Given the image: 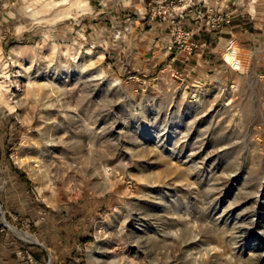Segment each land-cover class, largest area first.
Returning <instances> with one entry per match:
<instances>
[{"label":"rangeland","instance_id":"rangeland-1","mask_svg":"<svg viewBox=\"0 0 264 264\" xmlns=\"http://www.w3.org/2000/svg\"><path fill=\"white\" fill-rule=\"evenodd\" d=\"M100 1L0 0V264H264V36L187 81Z\"/></svg>","mask_w":264,"mask_h":264},{"label":"crops","instance_id":"crops-1","mask_svg":"<svg viewBox=\"0 0 264 264\" xmlns=\"http://www.w3.org/2000/svg\"><path fill=\"white\" fill-rule=\"evenodd\" d=\"M167 0H101L99 2L101 8L98 11L101 17L107 20L109 17L118 19L116 21V28L121 29L120 19L127 15H136L128 22L127 32L129 35H142V42L140 46L144 52L150 51L152 45L151 35L160 34V29L151 27V20L145 16L147 7L152 3H161ZM194 5L190 8H182L178 11L181 18L180 30L181 34L187 33L184 37L189 40L193 37V46H196L197 54L191 55V51L185 49L179 50L175 53V62L170 61L169 57L172 52L166 50V45L161 42H156L154 47L160 50V57L158 63L165 64L166 67L175 66L182 71L184 80H192V72L196 75L203 74V69L211 68L209 62H213L211 55L219 47L220 43H226L230 36L238 41L242 49L247 50L251 48L252 43H259L262 36H264V16L263 12H255L254 15L241 16V18L233 19L231 24L219 30L212 31L204 24L205 17L214 12L229 11V0H189ZM128 13V14H127ZM236 18V17H235ZM135 21H137L135 23ZM106 22L102 25V29H108ZM264 39V38H263ZM262 39V40H263ZM136 45V44H135ZM138 45V44H137ZM134 50V47L132 48ZM204 54V55H203ZM134 60V57H132ZM135 61V60H134ZM171 64V65H170Z\"/></svg>","mask_w":264,"mask_h":264},{"label":"built area","instance_id":"built-area-1","mask_svg":"<svg viewBox=\"0 0 264 264\" xmlns=\"http://www.w3.org/2000/svg\"><path fill=\"white\" fill-rule=\"evenodd\" d=\"M184 4H181L179 6L176 5H161L158 6L157 15L159 17H162L163 19H168L167 21L170 22L173 25H177L179 21L176 17H179L178 11L182 8H190L194 4L189 0H183ZM174 12L175 15H172L171 13ZM233 18L232 12L230 11H224V12H214L213 14H210L206 20V25L211 28L219 29L223 28L224 26L230 24L231 20ZM187 34V33H184ZM178 43V42H177ZM168 49H171V46H168Z\"/></svg>","mask_w":264,"mask_h":264},{"label":"bare ground","instance_id":"bare-ground-1","mask_svg":"<svg viewBox=\"0 0 264 264\" xmlns=\"http://www.w3.org/2000/svg\"><path fill=\"white\" fill-rule=\"evenodd\" d=\"M234 54H235V51L231 50V48H230V51L227 52L226 55H225L226 60L232 65H235L237 63V62H235Z\"/></svg>","mask_w":264,"mask_h":264}]
</instances>
